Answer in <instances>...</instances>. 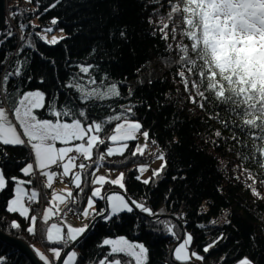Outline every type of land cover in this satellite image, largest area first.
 Here are the masks:
<instances>
[{
	"label": "trees",
	"instance_id": "obj_1",
	"mask_svg": "<svg viewBox=\"0 0 264 264\" xmlns=\"http://www.w3.org/2000/svg\"><path fill=\"white\" fill-rule=\"evenodd\" d=\"M169 10L166 0L161 3L157 0H60L59 3L56 0H7L5 26L0 32V41H3L0 61L6 63L0 64V78L4 70L16 67L17 60H26L22 75L11 77L7 86L12 103L18 99L17 92L40 90L46 94V104L47 99L58 95L60 105L69 101L74 107L83 108L85 104L77 99L75 89L64 85L73 76H84L78 65L91 64L94 67L90 72L97 82L107 77L105 83H116L121 95L96 101L94 108L90 102L89 110L106 119L113 112L134 106L132 119L142 124L141 131H149V149L151 140L155 139L157 153L162 151L165 155V169L147 185L136 179L137 165L145 157L132 156L136 142H131L122 156L105 157L100 170L123 169L125 189L108 182L103 186V195L119 193L126 199L144 201L154 213L164 211L158 216H149L132 205L133 213L119 214L116 223L99 216L95 220L90 218L89 223L94 226L77 241L76 264H98L110 251V246L101 247L103 239L118 235L144 243L148 248L146 264H184L174 260V250L186 234L193 236L190 251L205 257L203 261L192 258L187 264H236L245 257L254 264H264V184L259 183L264 179V169L251 159H242L248 149L237 145L232 139V130L225 129L215 118L217 112L221 119L225 118L222 108L205 102L201 109L198 103L188 99L189 93L176 75L179 71L174 62L176 53L168 48L170 43L175 46L176 41L171 37L164 40L159 31L160 19L166 17ZM53 19L57 20L55 25L51 23ZM21 25L27 27L22 29ZM45 28L52 29L49 33L62 32L63 39L55 45L44 43L40 33ZM22 36L24 40L20 39ZM29 39L33 47H25L17 55L21 45L27 44ZM4 106L11 112L9 100H4ZM114 126V123L108 125L100 134L106 143L94 149L93 161L112 145L107 136ZM217 130L221 132L220 137L215 135ZM0 149L7 154L0 158V168L8 181L6 188L0 191V232L23 240L35 253L41 247L40 242L46 249L58 247L48 242L42 231L40 238L30 235L26 231L29 221L18 213L7 212L8 201L15 198V181L11 177L32 179L31 185L25 183L23 187L36 189L35 179L21 171L34 157H29V149L24 146L0 144ZM95 167L92 163L87 169V182L81 184L83 192L75 188L72 177L66 179L73 199L77 200L72 207L79 210L86 207L93 189L91 173ZM244 168L256 177L254 186L259 197L248 187L253 181L242 171ZM84 179L82 174V181ZM95 207L99 212L106 207V201L96 199ZM40 208L39 203L31 202L30 216L40 214ZM13 220L21 224L20 229H11ZM157 220L178 225L174 229L176 236L167 233L164 224ZM220 237L223 239H219L214 248L203 252V247ZM67 249L62 250L61 257ZM0 257H3L2 264H30L25 256L1 240ZM119 258L130 259L122 254ZM131 264H135L134 260Z\"/></svg>",
	"mask_w": 264,
	"mask_h": 264
},
{
	"label": "snow or ice",
	"instance_id": "obj_2",
	"mask_svg": "<svg viewBox=\"0 0 264 264\" xmlns=\"http://www.w3.org/2000/svg\"><path fill=\"white\" fill-rule=\"evenodd\" d=\"M59 2L60 0H56V3ZM157 3H161V0H157ZM166 5L170 10L166 17H161L159 31L164 40L167 41L171 37L173 41H176L175 46L170 43L168 48L176 53L177 58L174 62L179 66L176 75L183 83L185 92L189 93L188 99L192 103H198L201 109L204 108L205 102H211L214 108H222L225 118L221 119L219 112L216 113L215 118L225 129L232 130V139L237 145L248 149L242 159H251L264 169V0H166ZM52 7H55V4ZM51 23L55 25L57 20L53 19ZM24 27L27 26L21 25L22 29ZM51 31V28L44 29L45 33ZM8 35L11 33L9 32ZM121 35L124 33L122 32ZM40 38L49 44L58 43L55 36L51 40H48L46 35ZM20 39L25 38L22 36ZM185 40L188 43H185ZM25 47H33L31 39L27 44L21 45L17 55ZM3 63L6 61H0V64ZM26 63V60H17L16 67L4 70L0 78V97H3L0 99V144L28 148L29 157L34 155V163H27L21 171L25 176L33 178L39 171L47 178L45 185L47 188L52 187L54 178L67 177L73 169H78L72 175V182L76 189L83 192L81 184L87 182V169L92 166V163H95L96 167L91 173L93 177L91 183L99 185L94 187L91 195L87 197V205L83 210L72 207L77 200L73 199L71 190L67 192V196L53 192L51 206L47 207L43 216L40 217L38 213L29 215L31 202H39V191L34 188L29 193L23 187L25 183L31 185L33 180L25 181L15 176L11 177V180L15 181V198L8 201L7 212L19 213L21 217L29 221L26 231L30 235L37 233V221L40 219L44 226L40 231L46 234V240L58 245L49 249L52 254L51 260L37 251L39 260L43 261V264H55L61 259L62 250L71 247L90 227L94 226L91 223H84L82 226L67 223L65 232L62 224L66 222L69 214L83 217L85 220L89 218L95 220L99 216L105 221L116 223L120 219L119 214L133 213L132 205L149 216H158L163 213V209L160 213H154L144 201L138 202L130 197L126 199L125 195L119 193L101 194L106 176L96 175V173L103 166L105 157L115 154L123 155L129 147L127 142L138 140V136L143 137L144 143L136 145L132 156L137 154L143 156L149 146V131H141L142 124L132 119L135 117L134 106L130 105L119 113L113 112L106 119L89 110L87 105L90 102L94 108L96 101L119 97L121 93L117 84L105 83L107 77L102 78L98 83L96 77L90 72L93 65H78L79 72L84 76H73L72 80L64 86L75 89L78 93L77 99L84 103L85 107H74L69 101L60 105L58 95L47 99L46 104V94L40 90L17 92L18 99L12 103L10 99L12 94L8 92L7 86L11 77L22 75V69ZM4 100H9L11 103V112L4 107ZM36 110L44 111L38 113ZM113 123L115 126L107 139L113 144L122 143H119L118 147H107L106 151L93 161L94 149L98 150V146L106 143L105 138H102L100 134ZM215 135L220 137L221 132L217 130ZM58 142L63 146L57 147ZM151 144L156 145L157 141L152 139ZM6 155L0 149V158ZM153 155L164 163L159 169L153 170L152 177L142 181L145 185L149 184L153 177H158L167 164L162 151ZM78 160L79 163H77ZM84 161L92 163L86 164ZM52 166H56L57 171H52ZM148 170L149 165H141L138 169L141 175ZM242 171L247 173V178L253 181V184L248 187L254 195L259 197L260 193L254 186L257 183L256 177L247 168ZM82 174L85 177L84 181H82ZM141 175H137L136 179L140 180ZM123 181L124 174L121 173L110 183L125 189ZM7 183L4 171L0 168V191L6 188ZM259 183L264 184V179H261ZM25 198L29 202L28 206L25 204ZM95 198L106 201L107 206L99 212L95 210ZM105 212L108 214L105 215ZM53 216H59L61 222L49 224ZM114 217L116 220H113ZM156 222L164 224L166 232L176 236L174 229L178 228V225L170 221L157 220ZM10 227L20 229L21 224L13 220ZM219 239L223 237L208 243L203 247V252L208 253L216 246ZM192 241L193 236L187 234L186 238L179 243L174 250L175 261L187 264L192 258L201 261L205 259L197 251L189 253ZM103 246H110V251L99 260L98 264H131L133 260L135 264H146L148 248L144 243L132 242L125 236L118 235L115 238H104L101 247ZM120 254L130 259L122 260L119 258ZM77 256L78 253L75 250L67 252L62 264H76ZM109 257L112 258L109 259ZM2 262L3 257H0V264ZM240 264H250V261L243 259Z\"/></svg>",
	"mask_w": 264,
	"mask_h": 264
},
{
	"label": "rangeland",
	"instance_id": "obj_3",
	"mask_svg": "<svg viewBox=\"0 0 264 264\" xmlns=\"http://www.w3.org/2000/svg\"><path fill=\"white\" fill-rule=\"evenodd\" d=\"M40 35L41 36H43V35H46L47 36V39L48 40H51L52 39V37L53 36H55V37H57V39H58V42L61 40V39H63V37H64V34L62 33V32H59V33H45V32H41L40 33ZM42 40V39H41ZM44 43H46V44H49V43H47V42H45V40H42ZM57 44V43H56ZM49 45H55V44H49ZM111 98H113V97H111ZM5 108H6V106H4ZM8 109V108H7ZM9 110V109H8ZM10 111V110H9ZM110 141V140H109ZM111 142V141H110ZM131 142H136V145L139 143V144H143L144 143V139H143V137L142 136H138V140H135V141H128L127 143H128V145H129V147H130V145H131ZM74 143H78V142H74ZM112 143V142H111ZM119 143H122V142H119ZM119 143H117V144H113L112 143V145L111 146H109V147H118L119 146ZM61 146H63V145H57V147H61ZM135 148H136V146H135ZM135 148L133 149V150H135ZM128 151V148L124 151V153H123V155L126 153ZM149 152H151L152 153V150H149V146H148V149L145 151V153H144V155H143V157L145 156V154H148ZM137 155H139V154H137ZM113 156H122V155H119V154H115V155H113ZM139 156H141V155H139ZM33 157H34V155H33ZM32 163H34V160H33V162ZM162 163H164V161H161V160H159V159H154L152 162H150V163H146V162H140L138 165H137V169H139V167L141 166V165H149V170L148 171H146L145 173H143L142 175L139 173V171H138V173H139V175H141V180L143 181L144 179H148L149 177H152L153 176V170H156V169H159L160 168V166H161V164ZM110 169H102V170H99L97 173H99V172H101V171H103V173L104 174H111L112 175V180H114V179H116V178H118L119 176H120V174L121 173H123L124 174V170L123 169H116L115 171H109ZM61 171V170H60ZM76 171H78V169H73L72 170V173H70V175L69 176H67L66 178L68 179V178H70V177H72V175L76 172ZM39 174H40V172H38ZM97 173H96V175H97ZM41 175V174H40ZM42 176V175H41ZM65 178V177H64ZM42 181H43V183H44V185H46V183H47V181H46V179L42 176ZM65 181V182H64ZM63 182H61V183H58L57 181H56V179L54 178V181H53V184H52V186H53V191L52 190H50V188H47L46 186H45V188L49 191V197L48 198H50L51 197V195H52V192H55V193H58L57 191V188H58V186H65L66 187V190H67V192L69 191V190H71L72 191V188H71V186H70V184L68 183V181L67 180H64ZM111 181V180H110ZM124 182V181H123ZM94 187H99V185H93V188ZM93 190V189H92ZM102 190H103V188H102ZM60 191V190H59ZM66 194V192H62L61 191V193L60 194ZM95 199H99V198H95ZM95 210H96V207H95ZM67 218H70V217H67ZM71 219H73V220H76V221H79V220H81V219H79V218H76V217H73V218H71ZM90 222V218L88 219V220H85L84 221V223H89ZM84 223H82V224H84ZM186 236H187V234H186ZM186 236H185V238H186ZM184 238V239H185ZM146 247V246H145ZM190 247H191V245L189 246V253H191V251H190ZM50 248H48V250H49ZM76 252H77V250L76 249H74ZM36 251H39L40 252V250L37 248L36 249ZM147 257H148V255H147ZM243 259H248L249 261H250V264H254L253 262H252V260L249 258V257H245V258H243ZM243 259H241V260H243ZM192 260V259H191ZM190 260V261H191ZM240 260V261H241ZM240 261H238L236 264H240Z\"/></svg>",
	"mask_w": 264,
	"mask_h": 264
},
{
	"label": "water",
	"instance_id": "obj_4",
	"mask_svg": "<svg viewBox=\"0 0 264 264\" xmlns=\"http://www.w3.org/2000/svg\"><path fill=\"white\" fill-rule=\"evenodd\" d=\"M6 14H7V0H0V32H2L4 29ZM0 240L6 243L8 246L15 248L18 252H20V254H22L27 258L30 264H43V261L39 260L34 250L23 240H18L8 237L1 232H0ZM76 244L77 242L74 243L71 247H69L56 264H62L63 259L66 258L67 252L74 250Z\"/></svg>",
	"mask_w": 264,
	"mask_h": 264
},
{
	"label": "built area",
	"instance_id": "obj_5",
	"mask_svg": "<svg viewBox=\"0 0 264 264\" xmlns=\"http://www.w3.org/2000/svg\"><path fill=\"white\" fill-rule=\"evenodd\" d=\"M150 148H151V150L153 152H155L157 150V147L155 145H152V144L150 145ZM149 155H151L152 158H153V154H149ZM145 160L146 161H150V159L148 157H146ZM52 171H57L56 166L52 167ZM34 179H35L36 189L40 193L39 202L38 203L40 204L41 208H40L39 216L42 217L43 216V211H44V208H45V205H46V201H47V199L49 197V191L45 188V185H44V183L42 181V176L38 172L36 173V176H35ZM55 179H56V181L58 183H61V182H63L65 180L64 177H62V178L61 177H56ZM27 204H29L28 201H27ZM68 217H70V218L76 217V218H79L81 220L84 219L83 217H77V216L72 215V214H69ZM59 222H61L60 218L58 219V223ZM41 225H42L41 221H40V219H38V221H37V233H36L38 238H40ZM40 244H41V248L43 250H46V248L43 246V244L41 242H40Z\"/></svg>",
	"mask_w": 264,
	"mask_h": 264
},
{
	"label": "crops",
	"instance_id": "obj_6",
	"mask_svg": "<svg viewBox=\"0 0 264 264\" xmlns=\"http://www.w3.org/2000/svg\"><path fill=\"white\" fill-rule=\"evenodd\" d=\"M6 109H7V107H6ZM10 112V111H9ZM57 145L59 146V145H61V144H59V142L57 143ZM52 167H54V166H52ZM61 171H62V169H61ZM37 172H39V171H37ZM105 175L106 176V182H105V184L106 183H108V182H110V180H112V175L111 174H104L103 173V171H101V172H99V173H97V175ZM45 179H46V181H47V178L45 177V176H43ZM65 180L67 179L66 177L64 178ZM54 181V180H53ZM65 182V181H64ZM104 184V185H105ZM103 185V186H104ZM118 186V185H117ZM119 187V186H118ZM25 188V187H24ZM103 188V187H102ZM27 191H29V193H30V191L31 190H28L27 188H25ZM50 190H52L53 191V186L50 188ZM57 194H60L61 193V191L62 192H66V194L64 193H62V194H60V195H64V196H67V190H66V187L65 186H58V188H57ZM60 190V191H59ZM53 193V192H52ZM101 194L103 195V190H101ZM111 194V193H110ZM52 200V195H51V197L50 198H48V200H47V203H46V205H45V208H44V211L46 210V208L47 207H50L51 206V204H50V201ZM25 204H26V206H28V204H27V198H25ZM61 207H63V206H61ZM44 211H43V213H44ZM19 214V213H18ZM31 214V209H30V213H29V215ZM58 219H59V216H53L52 217V219L49 221V224L50 223H52V222H58ZM84 221H85V219H83V220H79V221H76V220H73V219H71V218H67V220H66V222H64L63 224H62V227H64V230H65V232L67 231V227H66V224L67 223H71L73 226H82V223H84ZM79 239V238H78ZM39 250H40V252L41 253H43V254H45L46 256H48V258L51 260L52 259V254H51V252L48 250V249H46V250H43L41 247H39ZM61 254H62V252H61ZM58 261H56L55 262V264L57 263Z\"/></svg>",
	"mask_w": 264,
	"mask_h": 264
},
{
	"label": "bare ground",
	"instance_id": "obj_7",
	"mask_svg": "<svg viewBox=\"0 0 264 264\" xmlns=\"http://www.w3.org/2000/svg\"><path fill=\"white\" fill-rule=\"evenodd\" d=\"M149 150H151V148H150ZM153 153H157V150H156L155 152L152 151V153L149 152L148 154H145L144 161H145L146 163H150V162H152V161L155 159V156H154V155H153V158H152L151 155H149V154H153ZM146 157H148V158L150 159V161H146V160H145ZM106 206H107V205H106ZM41 243H42V242H41Z\"/></svg>",
	"mask_w": 264,
	"mask_h": 264
}]
</instances>
